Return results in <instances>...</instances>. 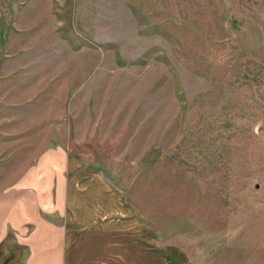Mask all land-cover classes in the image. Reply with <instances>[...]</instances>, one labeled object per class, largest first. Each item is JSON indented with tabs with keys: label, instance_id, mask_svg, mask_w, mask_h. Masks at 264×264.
<instances>
[{
	"label": "rangeland",
	"instance_id": "374dc122",
	"mask_svg": "<svg viewBox=\"0 0 264 264\" xmlns=\"http://www.w3.org/2000/svg\"><path fill=\"white\" fill-rule=\"evenodd\" d=\"M51 155L174 264H264V0H0V192Z\"/></svg>",
	"mask_w": 264,
	"mask_h": 264
},
{
	"label": "crops",
	"instance_id": "0c3cea01",
	"mask_svg": "<svg viewBox=\"0 0 264 264\" xmlns=\"http://www.w3.org/2000/svg\"><path fill=\"white\" fill-rule=\"evenodd\" d=\"M48 201L59 217L53 236ZM174 251L160 250L125 192L82 159L45 157L0 192V264H159V254L174 264Z\"/></svg>",
	"mask_w": 264,
	"mask_h": 264
}]
</instances>
